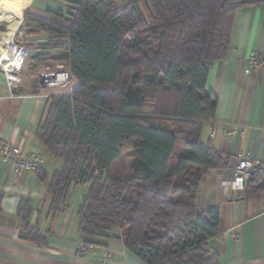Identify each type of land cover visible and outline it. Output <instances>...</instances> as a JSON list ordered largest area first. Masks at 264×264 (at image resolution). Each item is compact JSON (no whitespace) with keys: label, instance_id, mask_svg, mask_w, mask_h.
<instances>
[{"label":"trees","instance_id":"1","mask_svg":"<svg viewBox=\"0 0 264 264\" xmlns=\"http://www.w3.org/2000/svg\"><path fill=\"white\" fill-rule=\"evenodd\" d=\"M263 1L133 0L117 7V0H76L67 25L24 11L15 42L33 50L37 64L69 63L77 79L71 94L49 97L36 130L60 161L47 185L51 218L71 208V190L84 186L77 209L84 241H121L147 264H220L210 244L221 233L220 211L198 205L203 177L225 166L200 138L216 115L207 82L228 52L237 9ZM41 35L46 41L26 40ZM44 167L33 171L41 181ZM244 190L264 191L263 168ZM2 199L0 193V209ZM32 210L22 196L20 238L45 245L29 221Z\"/></svg>","mask_w":264,"mask_h":264},{"label":"crops","instance_id":"2","mask_svg":"<svg viewBox=\"0 0 264 264\" xmlns=\"http://www.w3.org/2000/svg\"><path fill=\"white\" fill-rule=\"evenodd\" d=\"M75 1L0 0V15L13 23L5 25L8 29L4 33L0 32V45L5 48V41L14 39L23 24L24 11L67 25L65 15L75 12ZM129 1L133 0H117L122 6ZM26 40L44 42L46 38L29 36ZM254 51L264 52V1L237 9L228 52L213 64L208 76L207 88L217 96L216 115L204 123L200 138L221 153L225 166L211 169L203 177L198 205L204 210L220 211L221 233L210 240L211 248L220 255V264H264V191L241 190L228 183L238 151L250 159L264 161V64L248 71L245 61ZM46 52L53 56L59 54L56 49ZM34 53L31 50V56L18 73L20 80L12 86L0 68V141L20 146L24 154L36 148L45 157L47 178L41 181L30 170L15 176L11 165L0 161V193L3 194L0 264H95L104 258L107 250L109 264H147L118 240L100 239V243L80 255L78 246L85 238L78 229V210L69 208L55 218L50 217L47 185L60 161L47 153L36 130L47 113L49 97L71 94L73 88L41 86L39 76L45 67L70 71L69 63L49 60L37 64L32 59ZM233 126L236 132L230 134ZM214 128L216 135L211 136ZM261 168L264 165L256 171ZM82 195L83 192L78 204ZM22 196L31 199L33 210L29 221L38 224L41 235L46 238L45 245L20 238L22 222L17 210Z\"/></svg>","mask_w":264,"mask_h":264},{"label":"built area","instance_id":"3","mask_svg":"<svg viewBox=\"0 0 264 264\" xmlns=\"http://www.w3.org/2000/svg\"><path fill=\"white\" fill-rule=\"evenodd\" d=\"M4 46L11 56L12 62L10 64L9 62L4 64L3 62L6 61H2L0 58V68L6 76L8 85L12 86L15 81L20 80L18 73L22 71L25 62L31 56V50L25 44L16 43L13 38L6 40ZM245 61L247 70L251 71L254 67L264 64V52H251ZM39 77V84L44 87L69 86L70 88H74L77 83V79L70 71L55 70L50 67H45L40 72ZM235 132L236 127L233 126L229 129L230 134ZM215 135L216 129L214 128L211 136ZM236 157L237 163L231 168L232 177L228 180V183L233 184L238 189L244 190L246 181L261 165H264V161L250 159L242 151H238ZM0 161L10 164L15 176H18L23 170L34 171L41 168L44 164L45 157L36 148H32L29 153L24 154L20 146L10 142L0 141ZM231 234L234 235L233 232ZM93 247L94 245L90 242L82 241L78 246L77 252L80 255H84ZM109 254L107 250L104 258L95 264H109Z\"/></svg>","mask_w":264,"mask_h":264},{"label":"rangeland","instance_id":"4","mask_svg":"<svg viewBox=\"0 0 264 264\" xmlns=\"http://www.w3.org/2000/svg\"><path fill=\"white\" fill-rule=\"evenodd\" d=\"M117 7H120V6H122L121 4H119L118 2H117V5H116ZM5 29H8V28H6V26L4 25V23H1L0 24V32L1 33H4L5 32ZM178 159V153L176 152L175 154H174V157H173V159H172V162H174L175 160H177ZM80 186V185H79ZM85 188L86 187H84V186H80V187H78L77 189H72L71 190V193H70V199H69V202H70V204H71V208H72V210H76V209H78V198H79V196L81 195V193L82 192H84V190H85Z\"/></svg>","mask_w":264,"mask_h":264},{"label":"bare ground","instance_id":"5","mask_svg":"<svg viewBox=\"0 0 264 264\" xmlns=\"http://www.w3.org/2000/svg\"><path fill=\"white\" fill-rule=\"evenodd\" d=\"M1 23H4V25H7V26H11V24H13L11 21H9L8 19L0 15V24ZM0 57L2 61H6V62H3L4 64L7 62H9L10 64L12 62V58L8 54L6 48L2 47L1 45H0Z\"/></svg>","mask_w":264,"mask_h":264}]
</instances>
